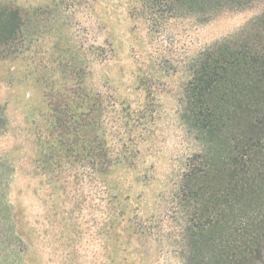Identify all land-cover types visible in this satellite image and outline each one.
<instances>
[{
  "label": "trees",
  "instance_id": "trees-1",
  "mask_svg": "<svg viewBox=\"0 0 264 264\" xmlns=\"http://www.w3.org/2000/svg\"><path fill=\"white\" fill-rule=\"evenodd\" d=\"M255 1L141 0L151 20L198 23ZM37 9L0 1V63L23 56ZM113 51L102 50L104 62ZM186 59L179 116L200 148L162 185L151 212L135 189L148 184L139 145L150 121L133 125L120 98L83 87L77 63L60 69V84H42L31 165L48 203L32 213L13 185L17 164L0 160V264H75L67 247L85 190L97 264H264V10ZM9 125L0 103V136Z\"/></svg>",
  "mask_w": 264,
  "mask_h": 264
},
{
  "label": "rangeland",
  "instance_id": "rangeland-1",
  "mask_svg": "<svg viewBox=\"0 0 264 264\" xmlns=\"http://www.w3.org/2000/svg\"><path fill=\"white\" fill-rule=\"evenodd\" d=\"M0 1L22 3L29 10L38 7V30L24 44L23 56L0 63V103L6 106L10 124L0 136V160L17 164L13 185L21 190L18 198L37 215L43 214L48 203L43 181L33 176L31 165L36 151L32 129L41 120L42 84L49 86L54 80L60 84V69L71 70L77 63L83 87L110 102L120 98L134 111L133 125L150 121L139 145L144 166H148L144 171L148 184L135 189L141 193L137 196L143 202L140 206L151 212L158 205L162 185L170 182L188 154L200 148L179 116L186 58L235 33L264 10V0H257L248 8L222 10L198 23L185 17L151 20L141 0ZM110 48H114L113 57L104 62L102 50ZM94 49L97 57L90 63ZM60 60L66 65L61 66ZM78 205L72 211L78 233H71L67 248L74 251L75 264H97L101 244L90 227L87 190ZM56 263L60 264L58 258Z\"/></svg>",
  "mask_w": 264,
  "mask_h": 264
}]
</instances>
